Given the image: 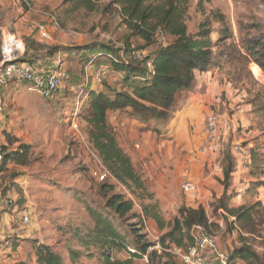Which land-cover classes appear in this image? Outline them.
Returning a JSON list of instances; mask_svg holds the SVG:
<instances>
[{
    "label": "rangeland",
    "instance_id": "rangeland-1",
    "mask_svg": "<svg viewBox=\"0 0 264 264\" xmlns=\"http://www.w3.org/2000/svg\"><path fill=\"white\" fill-rule=\"evenodd\" d=\"M30 1L34 6L32 11L17 0H0V63L6 37L17 34L27 48L30 43L38 48L39 42L48 47L39 51L41 56L34 55L35 50L30 51L31 62L45 60L47 70L56 69L61 63L70 78L52 99L44 97L26 81L14 80L5 88L4 111L0 113L3 150L6 154L18 151L22 144L30 148L23 160L10 161L0 169V264H36V247L41 244L52 245L65 257V264H106L103 253H109L107 249L91 247V257L85 245L78 241L88 226H94L90 208L108 213L101 190L105 180L94 176L95 170L103 171L106 166L94 156L98 153L87 134V118L92 115L88 103L93 90L109 94L128 88L124 73L110 59L112 52L107 53L103 45L112 41L121 49L120 59L128 61L123 39L129 29L114 15L115 6L104 13L73 10L66 0ZM187 5L189 31L197 33L205 23L210 32L213 62L205 71H196L191 89L178 94L172 118L141 121L131 109L111 110L112 122L119 124L111 125L116 129L120 146L153 194L152 200L144 198L143 203H157L166 221L172 220L173 210L165 214L163 203L155 193H180L178 215L187 199L182 184L190 175L201 192L204 189L205 193H213L206 202V211L211 221L220 225L206 232L196 228L194 233L199 238L217 237L219 250L229 255L244 241L264 254V70L253 56L264 44V0H187ZM53 16L57 17V23ZM35 21L48 24L52 40L45 41L30 32L27 25ZM106 24L109 31H103ZM157 39L156 45L136 52L137 57L154 53L173 38L160 31ZM132 43L133 47L144 45L137 36L132 38ZM48 49L53 51V57L43 56ZM104 65L108 68L99 81L97 74L101 67L105 69ZM47 70L45 75L49 74ZM191 91L198 92L196 97L202 102L191 116L196 121L175 134V126L170 128V124L179 111L184 112ZM211 109L219 112L222 123L220 152L213 158L200 153L204 123ZM235 145L249 151L250 161L235 155ZM188 154L193 168L187 174L183 162ZM230 165L233 173L226 179L225 170ZM108 181L117 183L111 176ZM116 191L132 197L121 184ZM221 199L232 208L261 203L257 207L260 214H255L248 223L234 224L236 218L220 207ZM140 209L135 206L133 213H139ZM133 213L124 219L113 218L126 234L130 248L134 247L130 228L137 221L132 218ZM25 215L30 217L29 223L25 222ZM153 234L160 239L162 232L153 230ZM148 239L158 242L153 236ZM153 249L162 251L157 244ZM71 251H79V257L70 259ZM112 257L131 261L127 264L148 262L146 258L130 260L125 248H116ZM177 261L184 264L180 259Z\"/></svg>",
    "mask_w": 264,
    "mask_h": 264
},
{
    "label": "trees",
    "instance_id": "trees-1",
    "mask_svg": "<svg viewBox=\"0 0 264 264\" xmlns=\"http://www.w3.org/2000/svg\"><path fill=\"white\" fill-rule=\"evenodd\" d=\"M103 2L104 0H66L73 10L86 9L91 12L106 13L115 6L114 15L118 16L121 24L129 29L128 35L123 39L126 44L125 52L129 55L128 61L124 62L120 59L121 49L115 47L112 41L103 45L107 53L112 52L110 59L115 68L124 73V81L128 83V88L124 91L114 90L109 94L92 89L88 103V107L92 110V115L87 118L89 140L111 178H114L117 183H110L108 181L110 176L104 181L101 190L103 197L106 198L105 208L108 213L90 208L89 213L94 226H88L85 235L79 237L78 241L85 245L89 255L92 254L91 247L104 251L107 249L109 253H103L106 264L131 262L113 259L112 252L116 248L127 249L130 260L147 256L148 262L145 264H179L175 256L165 250L169 244H175L185 250L189 249L195 245L194 230L197 227H201L206 232L213 226L219 228L220 225L211 221L203 205L193 207L185 204L180 207L177 216L166 221L157 203L142 202L144 198L152 200L153 194L149 193L145 181L135 170L131 157L120 146L116 129L108 121V112L131 109L136 116L141 117V121L172 118L176 112L178 94L191 89L196 71H205L213 62L212 45L214 43L210 32L206 30L205 23L200 25L201 29L197 33L189 31L186 22L187 0H113L108 4ZM103 31H109L108 24L104 25ZM160 31L173 39L166 45L159 46L154 53L138 58L136 52L158 43L157 34ZM226 35L227 33L223 36ZM136 36L144 41V45L139 44L133 47L132 38ZM39 44L38 48H35L30 43L23 60L36 68H47L44 65L45 60L34 63L28 58L30 51L35 50L34 55L41 56L39 51L47 50L48 47L43 42ZM260 48L261 50L253 51V56H256L255 61L264 70L263 43ZM52 54L53 51L48 49L43 56L48 58ZM61 89H58L56 93ZM29 148L28 145L22 144L18 151H10L8 154L4 152L5 157L0 169L10 161L23 160ZM231 173H233L232 165L225 170L226 179L230 178ZM118 184L126 187L132 197L129 198L127 193L117 192ZM225 184H227L226 181ZM221 200L220 207L236 218L234 224L248 223L253 220L255 214H260L257 207L261 206V203L232 208L224 199ZM135 206H139L141 212L133 213ZM130 213H133L132 218L137 220L130 228L134 237L132 248L135 252L129 251L130 245L126 234L113 221L115 217L124 219ZM144 219L154 220L162 232L159 241L162 251L158 249L151 251L152 246L157 242L149 241ZM243 240L246 239L243 238ZM36 249V264H65V257L52 245L41 244ZM79 254V251H71L70 259L78 258ZM237 259L244 261L245 264H264V254L257 252L247 241L232 250L229 255V264H237Z\"/></svg>",
    "mask_w": 264,
    "mask_h": 264
},
{
    "label": "built area",
    "instance_id": "built-area-1",
    "mask_svg": "<svg viewBox=\"0 0 264 264\" xmlns=\"http://www.w3.org/2000/svg\"><path fill=\"white\" fill-rule=\"evenodd\" d=\"M17 2L21 5L25 4L30 11L34 10L33 3L30 0H17ZM53 20L55 23L58 22L56 16H53ZM27 27L31 33L38 34L41 39L45 41L52 40V34L46 22L35 21L28 24ZM26 50V43L23 39L18 37L17 34H10L6 37V43L3 48V59L0 63V113L4 111L5 88L10 82L14 80L26 81L32 84V86L44 97L51 98L55 95L58 89L64 87V84L67 83L70 78L68 70L64 68L61 63L57 65L58 68H48L49 70H47V68H36L31 63L23 60ZM104 66L105 69L104 67H101L97 74V79L99 81H102V78L105 76L104 70L108 68V66ZM46 70L49 73L48 75L44 74ZM102 74L103 77H101ZM221 125L222 123L219 112L215 109H211L207 114L204 123V135L200 147V153L202 155L213 158L220 152ZM234 153L243 161L248 162L251 159L249 151L244 149L241 145H235ZM94 156L104 167L99 155L94 153ZM4 157L5 153L0 138V165L4 160ZM94 176L98 180L104 181L110 176V174L105 168L103 171L95 170ZM182 187L184 193L188 197L196 198L200 193L198 183H196L190 175L184 179ZM24 219L26 223L30 222V217L28 215H25ZM144 224L146 232L149 236H154L158 241L157 246L159 247L160 239L158 235L153 234V230L149 228L148 219H144ZM206 247L214 250L218 257V264H229V254L219 250L217 237L215 236H202L200 238L196 236L195 245L188 250L178 247L175 244H169L165 250L173 254L176 259H180L184 264H204V259L200 255V251ZM129 250L130 252H135L133 248H129ZM144 258L148 260L147 256Z\"/></svg>",
    "mask_w": 264,
    "mask_h": 264
},
{
    "label": "crops",
    "instance_id": "crops-1",
    "mask_svg": "<svg viewBox=\"0 0 264 264\" xmlns=\"http://www.w3.org/2000/svg\"><path fill=\"white\" fill-rule=\"evenodd\" d=\"M199 87H201V86H199ZM196 93L198 94V92H194V91L190 92L191 95L188 96L189 101L187 103L185 110H183L184 112L179 111L177 113V115L173 118V120L170 124V128L175 126V127H173L175 130L173 132H175V134L177 132H180L185 127H188V126L190 127V123L196 121V119H193L191 116H192V114H194L195 112L198 111V108H200L201 104H202L201 100L197 99L198 97H196L197 96ZM111 115H113V112L109 111L108 112L109 123H111L112 125L114 124L113 126L119 125L118 123L115 124L112 122L113 118H111L112 117ZM183 165L187 166V169H185V172H187V174H188V171H191V167L193 168L192 157L190 156V154H188V156L184 160ZM212 173H213V171H212ZM199 189H200V187H199ZM204 191H205L204 189H202V192L200 190V193L196 198H193V197L190 198L187 196L185 204L188 206H193V207L203 205L205 207V209L208 210L206 202L209 201L210 197H213V193H205ZM216 196L220 197V194L217 193ZM155 197L157 199H159L160 202L163 203V207H164L163 209H164L165 214L167 213V210L170 209L171 211L173 210V214L175 216L177 215V207H178L179 203L181 202L180 193H155ZM140 212H141V209H140ZM148 226L150 229H152L156 232L160 231L157 227L156 222L152 219H148ZM197 229H200V228L197 227ZM195 230H194V232H195ZM200 255L204 259V264H218V262H216L217 256L215 255L214 250L210 249L209 247L201 249ZM236 262H237V264H245L244 261L239 260V259H237Z\"/></svg>",
    "mask_w": 264,
    "mask_h": 264
}]
</instances>
